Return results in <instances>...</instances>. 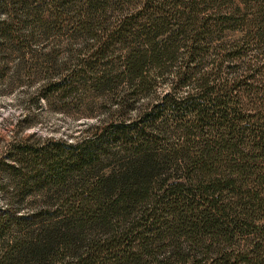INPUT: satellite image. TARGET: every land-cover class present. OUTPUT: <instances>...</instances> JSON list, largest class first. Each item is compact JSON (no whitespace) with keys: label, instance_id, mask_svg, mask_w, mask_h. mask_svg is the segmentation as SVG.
Segmentation results:
<instances>
[{"label":"trees","instance_id":"16d2710c","mask_svg":"<svg viewBox=\"0 0 264 264\" xmlns=\"http://www.w3.org/2000/svg\"><path fill=\"white\" fill-rule=\"evenodd\" d=\"M240 2L201 15L197 0H0V7L22 14L21 22L63 30L72 20L93 38L88 56L45 87L60 91L67 77L74 82L98 72L93 82L117 102L77 143L18 142L0 159V169L23 179L19 187L31 174L53 186L48 198H57V208L50 201L26 217L66 223L64 248L74 247L54 251L57 227L36 243L10 245L0 235V264H264V84L255 81L264 63L232 78L222 76V63L214 73L202 68L215 33L249 26L248 35L216 45V59L232 69L249 50L263 52L264 0ZM172 66V87L195 81L197 93L179 100L165 94L138 106L129 100L150 94ZM169 121L182 141L166 147L160 123ZM118 146L126 161L104 176L95 164L114 157ZM170 171L184 180L171 182ZM80 235L85 251L75 244ZM236 236L245 243L235 247Z\"/></svg>","mask_w":264,"mask_h":264},{"label":"rangeland","instance_id":"374dc122","mask_svg":"<svg viewBox=\"0 0 264 264\" xmlns=\"http://www.w3.org/2000/svg\"><path fill=\"white\" fill-rule=\"evenodd\" d=\"M240 1L214 0L204 4L201 0H197L201 15L206 12L216 13L219 8L227 12L236 9L237 6L242 7ZM6 6V8L0 7V30L9 28L6 33H0V159L5 157L8 149L18 142L40 144L46 140H52L77 143L87 128L116 109V97L105 89L97 88L93 81L101 75L98 72L96 74L89 72L74 82L73 75L67 77L64 83L65 88L60 91H52L50 87L44 85L66 73L67 69L76 66L79 59L86 58L88 47L90 48L94 42L93 38L74 25L72 20L69 24L64 21L67 26L63 30L56 24L45 23L42 27L41 25L32 26L31 20L21 22L22 14H14L7 4ZM114 10L107 12L109 21H112L115 15ZM248 30L249 26L242 30L226 32L220 37L216 33L213 34L208 51L203 55V71L214 73L216 63H222V76L232 78L240 73L244 75L248 67L259 69L258 65L264 63V48L262 53L255 51L257 49L249 50L244 58L245 63H239L233 69L231 63L216 59V45L221 41L226 43L237 41L242 36L248 35ZM253 30L256 32V28ZM262 43L261 46H264V41ZM116 55L117 53H111V59H114ZM175 69V66H172L171 70L156 77L150 94L137 93L129 100H135L134 103L138 106L139 103H146L151 98H158L165 94L179 100L188 94L197 93L195 81L177 90L172 87L173 83L170 81L173 80ZM255 81L264 84L263 73H259ZM126 111L129 117L135 114L134 110ZM160 128L166 147L178 145L182 141L181 130L172 121L160 123ZM113 151L117 152L114 157L108 153L95 164L104 176L118 172L122 163L126 161L123 159L122 147H115ZM11 163L13 164L14 161ZM168 175L171 182L184 180L178 176V172L170 171ZM22 181L20 177L6 172L5 168L0 169L2 241L10 245L16 240H34L36 243L37 240L46 238V235L57 227L54 251H72L74 249L72 244L67 249L64 248L68 245L63 235L66 229L62 228L66 223L56 225V221L42 222L26 217L51 204L50 201L53 208H57V198L52 200L48 198L55 192V189L50 190L53 186L45 183L43 178L40 183H37L32 174L27 186L19 187L18 183ZM21 190L25 192L20 194ZM55 211L51 210L52 213ZM17 216L22 218L15 220ZM72 232L73 230L69 231L67 239L71 238ZM236 237L233 244L235 247L245 243L246 239ZM47 238H50V235ZM85 241L82 236L75 241L79 251H85ZM2 245L3 243L0 242V256L4 253Z\"/></svg>","mask_w":264,"mask_h":264}]
</instances>
